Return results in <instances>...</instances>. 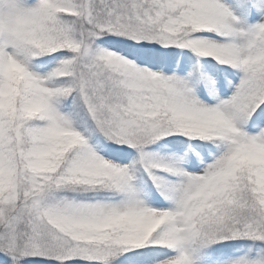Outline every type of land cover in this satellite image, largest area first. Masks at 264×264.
<instances>
[{
    "label": "snow or ice",
    "instance_id": "6c2138e0",
    "mask_svg": "<svg viewBox=\"0 0 264 264\" xmlns=\"http://www.w3.org/2000/svg\"><path fill=\"white\" fill-rule=\"evenodd\" d=\"M0 264H264V0H0Z\"/></svg>",
    "mask_w": 264,
    "mask_h": 264
}]
</instances>
